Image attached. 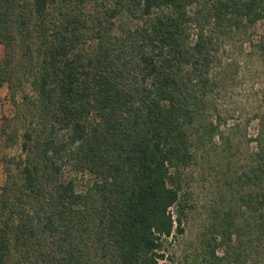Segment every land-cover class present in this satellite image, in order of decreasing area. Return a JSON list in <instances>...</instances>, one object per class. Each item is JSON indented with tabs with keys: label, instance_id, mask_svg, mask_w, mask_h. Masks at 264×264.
Listing matches in <instances>:
<instances>
[{
	"label": "trees",
	"instance_id": "trees-1",
	"mask_svg": "<svg viewBox=\"0 0 264 264\" xmlns=\"http://www.w3.org/2000/svg\"><path fill=\"white\" fill-rule=\"evenodd\" d=\"M260 23L264 0H0V264H179L194 167V264H264V81L245 123L221 103Z\"/></svg>",
	"mask_w": 264,
	"mask_h": 264
},
{
	"label": "rangeland",
	"instance_id": "rangeland-1",
	"mask_svg": "<svg viewBox=\"0 0 264 264\" xmlns=\"http://www.w3.org/2000/svg\"><path fill=\"white\" fill-rule=\"evenodd\" d=\"M254 39L264 35V24L260 23L254 30ZM250 47L245 46L244 56L250 53ZM241 52H238L240 57ZM5 49L0 46V61L4 59ZM241 61L247 65L239 71V73L230 81L229 85L222 93L221 103L223 107L230 111L231 121L240 120L245 123L250 117L257 113L259 107V94L262 88V81H264V64L257 59L249 57L241 58ZM18 101H21L20 96ZM15 108L11 99V91L9 85L0 88V128L6 124L15 115ZM244 121V122H243ZM15 128V125L12 124ZM258 128V122H252L249 126L248 134L254 136ZM254 147V145H252ZM20 153L19 146L13 149H6L5 138L0 136V158L5 156L14 157ZM190 181L188 191L190 193L191 204L195 205L196 209L189 215L187 220L183 222L184 233L176 235L170 241L169 250L172 255L177 258L179 264H186L182 260L183 254H188L189 264H194L193 255L190 254V249H195L197 244V237L200 234L203 225L206 224L207 210L211 205V198L213 197V189L215 186V174L213 172L203 174V170L194 167L189 171ZM5 164L0 160V189L6 181ZM187 188V187H186ZM264 252V251H263ZM175 258V259H176Z\"/></svg>",
	"mask_w": 264,
	"mask_h": 264
}]
</instances>
